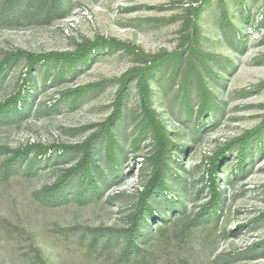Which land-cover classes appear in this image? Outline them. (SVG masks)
Wrapping results in <instances>:
<instances>
[{"label":"rangeland","instance_id":"obj_1","mask_svg":"<svg viewBox=\"0 0 264 264\" xmlns=\"http://www.w3.org/2000/svg\"><path fill=\"white\" fill-rule=\"evenodd\" d=\"M91 44L105 48L72 69L41 61L29 73L27 54ZM14 52L0 81V104L20 93L0 114V264H264V0H0V62ZM198 74L217 103L203 114ZM154 119L174 141L172 170L129 250L155 172ZM88 144L95 179L75 173L51 190Z\"/></svg>","mask_w":264,"mask_h":264},{"label":"trees","instance_id":"obj_2","mask_svg":"<svg viewBox=\"0 0 264 264\" xmlns=\"http://www.w3.org/2000/svg\"><path fill=\"white\" fill-rule=\"evenodd\" d=\"M58 0H52L53 5L57 4ZM225 12V11H224ZM229 23V22H228ZM106 46L109 48L112 47H121L122 44L120 42H114L111 41L109 43H106ZM100 48L104 47V45H98V44H91L89 47L86 46L85 49L81 50V52L76 54H58V52H51L44 55H32L27 54L28 59V70L29 73L32 72L35 65L39 64L41 61H54V62H62L64 64L62 71H64L65 68L75 67L78 65L79 62L87 61L88 56L92 52L93 48ZM193 52H196L197 50L195 48H192ZM23 52H14L12 54H9L5 60L0 62V81L8 67L13 61H17L20 59V57L23 55ZM179 55L176 57L174 56V60L176 62V66L174 68L173 74H175L177 68H178V61H179ZM162 62V61H161ZM159 60H152V65L148 66L147 70L141 73L142 79H143V85H142V98L147 101V99L151 97L152 90L149 88L150 79L149 75L152 71H156L158 67L160 66ZM32 74V73H31ZM199 75V74H198ZM198 90L200 92V113L203 114L206 112H209L213 109L214 105H217V103L214 101L212 93L208 87V84L206 82V79H203L202 76H198ZM183 94L185 96L184 103L186 105V108L189 110V113H192V101H191V91H190V83L189 80H186L183 83L182 87ZM20 99V93H15L12 96H10L5 102L0 104V114L8 111V108L18 103ZM147 107V103L145 104ZM108 125L106 124L105 127ZM149 126L152 127V132L154 133V138L157 142V150L156 155H154L152 162L154 165L155 172L152 175V179L150 180L148 187L144 193H142V196L139 200V205L137 206V210L133 213L131 224L129 228L125 230L126 232V239L125 243L127 248L130 250L131 248H137L138 247V238L137 235L140 231V222L141 220H144V214L146 211L150 210V203L149 199L152 196L157 195L159 192L165 189V171L172 170V162L171 159H173L174 152L171 151L172 147H175L173 144L174 141L172 138L169 137V130H166L165 127L158 122V120L154 119L153 124H150ZM264 127L262 128V130ZM262 130H258L249 138L250 136H247L242 140V146L243 150L240 151V155H243V151H246V149L249 146L250 139L254 137H259L261 135ZM106 131V141H107V151L106 154L108 155V160L114 164L117 162L116 155L117 150L119 148V143L117 139L115 138V134L113 131H111L108 128H105ZM84 155L79 161V164L75 167L70 169L64 176L62 177V180L60 183H56L51 190H57L59 187H62L67 180L77 173L78 175L88 176L91 180L95 179L94 171L98 170V164H96V158L94 157V150L93 145L88 144L87 146H84ZM41 151V150H40ZM38 153H42V152ZM46 149H43V152H45ZM24 151H18L14 154L13 157H11L7 164L14 163L17 159L23 157ZM170 159V160H169ZM213 185V196H212V203H216L219 191L216 189L215 186V180L211 183Z\"/></svg>","mask_w":264,"mask_h":264}]
</instances>
